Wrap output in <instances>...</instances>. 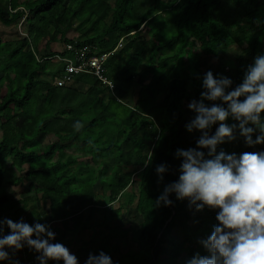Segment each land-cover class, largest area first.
Returning <instances> with one entry per match:
<instances>
[{"label": "trees", "instance_id": "obj_1", "mask_svg": "<svg viewBox=\"0 0 264 264\" xmlns=\"http://www.w3.org/2000/svg\"><path fill=\"white\" fill-rule=\"evenodd\" d=\"M22 20L27 36L0 33V218L33 226L55 221L56 243L67 248L68 235L92 229L100 239L91 236L73 254L96 242L93 254L103 251L113 264H187L197 253L210 256L200 241L219 223L217 211L197 212L175 193L170 206L158 198L179 178L177 149L195 148L202 134L186 125L196 115L188 104L200 99L204 74L227 76L234 88L264 54V0H0V24L18 27ZM68 43L112 52L106 74L114 91L85 73L54 83L65 63L48 57H74ZM48 135L43 145L40 137ZM235 135L217 152L264 151V144L248 146L238 129ZM162 164L168 171L160 180ZM7 184H27L26 192L10 196ZM131 210L138 227L114 224ZM5 251L10 260L0 264L23 249Z\"/></svg>", "mask_w": 264, "mask_h": 264}, {"label": "clouds", "instance_id": "obj_2", "mask_svg": "<svg viewBox=\"0 0 264 264\" xmlns=\"http://www.w3.org/2000/svg\"><path fill=\"white\" fill-rule=\"evenodd\" d=\"M232 85L233 80L222 74L214 75L211 70L204 74L200 99L188 104L196 115L186 125L188 132L199 130L202 134L195 148L177 149L175 156L182 161L179 178L158 198V202L170 206L173 201L169 196L175 193L177 199H187L197 212L206 207L217 211L219 223L207 239L200 241L210 256L197 253L187 264H264V151L217 152L219 145L237 139V129L248 146L264 144V54L248 65L241 83L234 88ZM205 101L213 103L209 106ZM229 118L238 123L229 125ZM216 124L219 126L210 135ZM74 127L79 130L80 122ZM257 131L259 135L253 139ZM201 149L208 150L209 158ZM167 171V165L156 168L160 180ZM5 226L10 234H4ZM55 239L49 225L0 218V261L10 260L5 248L18 251L27 245L40 253V264L49 260L79 264L78 257L64 244L51 242ZM85 264H113V260L101 251L99 255L90 253Z\"/></svg>", "mask_w": 264, "mask_h": 264}, {"label": "built area", "instance_id": "obj_3", "mask_svg": "<svg viewBox=\"0 0 264 264\" xmlns=\"http://www.w3.org/2000/svg\"><path fill=\"white\" fill-rule=\"evenodd\" d=\"M19 9H23V7H19ZM23 20L19 24V30L21 34L27 36V34L21 30V24ZM66 48L69 50H75V53L73 54L74 57L61 56L60 54H55L48 57L49 59L56 58L58 61L65 63V68L62 75L56 77L54 79V83L58 85H67L75 80L76 75L85 73L95 76L103 86H107L110 91H114L115 84L113 80H111L106 74V61L112 52L98 53L95 47L90 44L76 47L74 44L68 43ZM51 223H55V221L50 222L48 225L50 226V230L55 232L57 238L58 233L53 228V226H51ZM51 242L56 243V239ZM24 247L28 246L25 245ZM30 250L31 251L29 252H21L19 258L22 261V264H40L39 260L37 259L40 253H37L34 249ZM53 262L54 261L49 260L48 264Z\"/></svg>", "mask_w": 264, "mask_h": 264}, {"label": "rangeland", "instance_id": "obj_4", "mask_svg": "<svg viewBox=\"0 0 264 264\" xmlns=\"http://www.w3.org/2000/svg\"><path fill=\"white\" fill-rule=\"evenodd\" d=\"M16 29L19 30V26L18 27H15L14 25L7 26V25L0 24V33L2 34V37L4 39H8V38L14 37L15 34H16V32H15ZM21 30L23 31V29H21ZM19 33L21 34L20 30H19ZM24 33H26V32H24ZM236 51L237 50H232V51H230V54L236 53ZM205 60H208V64L209 65L210 64H213L215 62V59L214 58H211V59L205 58ZM226 70L228 71L229 68L226 67ZM135 90L137 91L138 88H136ZM136 91L135 92L133 91L130 94V96H127L125 98L126 102H128L129 105L133 104L134 100L136 99V96H137L136 95ZM49 138H50V135L40 137V139L43 141V145L48 142V139ZM9 164L10 163L8 162V165ZM8 165H7L8 169L9 170H12L13 168L10 167V166H8ZM26 185L27 184H25V186L24 185H17V186L14 187V186H11L10 184H7L5 187H6L7 192L10 194V196H15L16 198H18V197H22V194L26 192V189H25L26 188ZM114 205L115 206H118L119 205V201L118 202L116 201L114 203ZM31 207H32V205L30 206V208ZM131 207H133V206H131ZM31 212L32 211L30 209L29 213H31ZM85 216H87V213H85ZM102 216H103V214H101L100 212H97L96 215H95V219H98V218L100 219ZM139 220H140V218L136 216L134 210H131L126 219L120 220L119 217H118V218H116V221H114V224H119V223L122 222L124 224L125 223H127L128 225L130 224V225H132V227L135 228V227H138L139 226V223H140ZM56 223H58V222H56ZM54 225H55V223H51V226H54ZM97 226H99V225H97ZM102 228L104 229V227H102ZM92 231H93L92 229H81L74 236H72V235H68L67 236L68 239L70 237L72 239V242H71L72 244L70 245V248H68V249H70V251H71L72 254H73V249H76V248L80 247L81 246V243L83 241H88L91 236L94 235L95 239H98V240L100 239V237H99L100 235L98 234V236H97L96 235L97 233L96 232H92ZM96 231H98V229ZM173 233L176 234V235H182V229L179 226H175ZM121 244H122V242H121ZM96 245H97L96 242L93 243V244L90 243L88 245V248H89L88 249V252H85L81 256H77L78 259H79V264H85V261L87 260L89 254L90 253L93 254V251H94L93 248H95ZM124 247L125 246L123 245V249H125ZM17 262H18V264H22L20 258L17 255H14L13 258L11 259V264H17Z\"/></svg>", "mask_w": 264, "mask_h": 264}, {"label": "crops", "instance_id": "obj_5", "mask_svg": "<svg viewBox=\"0 0 264 264\" xmlns=\"http://www.w3.org/2000/svg\"><path fill=\"white\" fill-rule=\"evenodd\" d=\"M26 248V247H25ZM25 248H23V251H25L26 249Z\"/></svg>", "mask_w": 264, "mask_h": 264}]
</instances>
